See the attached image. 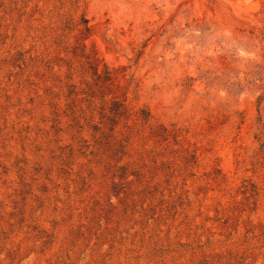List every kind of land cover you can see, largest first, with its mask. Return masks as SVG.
<instances>
[{
	"label": "rangeland",
	"instance_id": "obj_1",
	"mask_svg": "<svg viewBox=\"0 0 264 264\" xmlns=\"http://www.w3.org/2000/svg\"><path fill=\"white\" fill-rule=\"evenodd\" d=\"M263 142L264 0H0V264H264Z\"/></svg>",
	"mask_w": 264,
	"mask_h": 264
},
{
	"label": "trees",
	"instance_id": "obj_2",
	"mask_svg": "<svg viewBox=\"0 0 264 264\" xmlns=\"http://www.w3.org/2000/svg\"><path fill=\"white\" fill-rule=\"evenodd\" d=\"M74 21L72 19H69L66 23L65 28H72ZM81 23H83V28L81 29V34H85L89 32L90 28L87 25V19L83 16ZM85 52V51H84ZM89 57V56H88ZM95 75L99 78L101 75L99 74L98 69H95ZM107 79L110 78V72L109 70L105 71L104 75ZM71 92H74V90H70ZM83 91V90H82ZM125 95V94H124ZM102 117L106 119V124L108 125L110 133L104 134L105 136L111 138L109 141L110 143V148L113 147L115 150V155L120 154V158L124 156L126 153V145L127 142L129 141L130 135L126 137L124 141L118 140L116 137L111 132H114V128L116 124L120 122L122 118H125L126 120L130 119V116L133 115L130 112V109L128 108L126 104V97L124 99H119L118 96L113 97L110 99V103L107 107H103L101 111ZM151 114L150 111L147 108H141L140 109V114L138 117H136V120L140 121L142 123H147V121L150 119ZM262 150H264V142L262 143ZM127 172H126V167L125 165H119L117 166V169L114 171L113 176L116 177H121L127 178ZM253 194H257L258 192L256 189L254 190ZM243 192H247V189H244Z\"/></svg>",
	"mask_w": 264,
	"mask_h": 264
}]
</instances>
